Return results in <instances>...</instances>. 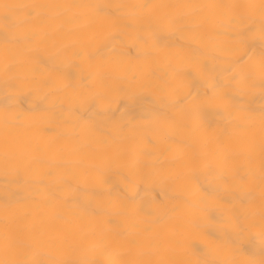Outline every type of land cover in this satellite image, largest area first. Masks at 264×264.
<instances>
[{"label":"snow or ice","instance_id":"6c2138e0","mask_svg":"<svg viewBox=\"0 0 264 264\" xmlns=\"http://www.w3.org/2000/svg\"><path fill=\"white\" fill-rule=\"evenodd\" d=\"M162 7L184 11L162 13L159 11ZM125 8L140 10L141 26L137 29L136 43H126L121 33H114L101 45L53 47L42 55H29L30 66L23 71L19 68L17 57L31 52L32 42L38 39V33L21 32L17 13L23 11L25 16L32 17L37 9H89L94 15L101 16ZM200 9L214 10L213 15L223 17L234 28L231 34L235 42L230 49L231 60L223 69L226 75L217 73L205 76L199 67L200 49L195 46L200 37L196 34L184 35L195 32L191 18L198 15ZM212 22L213 16L203 17V24ZM216 34L228 35L221 32ZM0 43L3 44L0 49V119L6 132L9 128L19 127L24 121L40 117L54 119L63 128V137L69 141H78L82 132L95 134L104 143L114 135L122 140L130 139L136 127L126 119L128 105L123 109H116L113 105L119 99H131L137 87L155 88L161 94V102L134 118L138 121H175L179 116L185 129L199 128L217 136L228 129L252 128L258 121L262 189L259 219L250 211L251 200L244 194L249 180L247 172L229 169L226 156L222 162L218 157H206L202 161L192 157L191 169L207 174L215 173L223 163L217 177L219 183L200 184L192 191L177 196L168 191L170 180L164 179L159 204L148 214L150 221L143 231L152 232L155 225L172 220L178 211H182V222L176 226L195 232L198 242L187 245L186 256L140 261L138 264H264V106L257 114L244 101V97L255 88L257 75L261 92L264 93V0H260L259 4L170 6L152 3L8 4L0 0ZM39 43L47 45L43 39ZM170 49L187 53L196 65L190 71L175 73L176 78L188 82L187 90L170 91L167 73L155 81L141 82L131 63H125L145 58L152 63L166 61L170 55L167 50ZM69 59L79 69L78 72L69 74L62 71L65 61ZM21 95L32 98L26 111H21L17 105ZM210 112L218 117L216 121L207 119ZM238 112L246 114L247 124L236 119ZM97 116L109 117V123L96 122ZM221 121L223 128L214 127V123L218 125ZM116 163L117 159L108 162ZM0 167L5 173L19 176L23 171L26 175L25 179H16L11 185L0 188V202L6 214L21 206L54 207L60 217L72 210L81 220L94 221L103 226L113 224L115 217L130 210L140 211L135 206L134 198L125 190L111 185L107 177L102 178L100 183L108 187L99 190L95 201L80 199L77 196L79 185L74 183L77 174L71 168H65L59 175L51 169L39 175L32 174L31 162L7 142ZM221 183L232 189L234 194L230 198L223 194ZM109 208L114 209V214L108 211ZM127 243L131 247L140 245L137 238H130ZM174 243L178 247L184 246L180 240ZM0 264H38L29 258L8 224L5 225L3 242L0 244ZM64 264L105 262L68 260ZM108 264L128 262L111 261Z\"/></svg>","mask_w":264,"mask_h":264},{"label":"bare ground","instance_id":"6f19581e","mask_svg":"<svg viewBox=\"0 0 264 264\" xmlns=\"http://www.w3.org/2000/svg\"><path fill=\"white\" fill-rule=\"evenodd\" d=\"M8 4H74L96 3L111 5H138L152 3L155 5H187V4H259L260 0H3ZM162 13L184 11L178 8L162 7ZM214 10L200 9L198 15L191 18L195 32L200 37L195 45L200 49L199 67L205 76L224 74L223 69L231 60L230 49L234 45L232 39L233 26L228 25L223 17L213 15ZM20 19L21 32L38 33V39L32 42L31 52L17 57V64L23 71L28 68L29 55H42L53 47L101 45L112 34L121 33L126 43H136L137 29L141 26L140 10L121 9L111 15L96 16L89 9H37L32 17L24 12L17 13ZM205 16H213V22L203 24ZM217 32L228 35H217ZM47 41L42 45L39 40ZM3 44L0 43V49ZM169 59L152 63L150 59L131 60L132 70L141 82L155 81L157 77L168 74L172 90H187L188 82L175 77L176 72L190 71L196 67L187 53H177L175 49L167 50ZM258 60V57H257ZM2 67V56H0ZM62 71L72 74L79 71L66 60ZM119 74V73H117ZM247 106L255 109L257 114L264 106V93L261 92L259 76L256 86L244 97ZM32 98L21 95L17 100L18 108L26 111ZM161 102V94L155 88L137 87L131 99H119L113 107L123 109L128 105L126 119L135 125L136 131L130 139L122 140L113 136L107 143L95 134L86 135L82 132L78 141H69L62 135L63 128L54 119L36 117L24 121L19 127L5 131L0 119V161L3 159L6 142L15 147L31 162V173L39 175L49 169L58 175L65 168H71L76 174L74 183L79 185L77 196L80 199L95 201L102 185L101 179L107 177L110 184L125 190L135 201L139 212L130 210L115 217L113 224H100L81 220L72 210L57 215L54 207L25 208L23 206L9 210L6 214L0 202V244L3 242L5 225L8 224L18 237L22 248L28 252L30 259L38 264H64L65 261H127L138 264L140 261H162L173 256L187 255V245L198 242L193 231L181 230L176 225L182 222L183 212L178 211L175 217L167 222L154 226L152 232L143 229L150 221L149 213L157 208L164 189L162 181L170 180L168 191L181 196L200 184H217L220 168L213 174L191 169L192 157L202 161L204 158L218 157L221 162L226 156L227 167L232 170L247 172L249 180L244 194L251 200L250 211L259 219L262 204L261 189V154L259 123L254 127L228 129L216 134L206 133L203 129L189 130L182 126L180 117L175 121L153 119L138 121L134 118L143 111L153 108ZM245 113L235 114L236 119L247 124ZM208 120L216 121L212 112ZM96 122L109 123V117L97 116ZM90 126L91 122H90ZM223 128V122L214 127ZM112 159L118 163L108 164ZM62 165L63 167H58ZM107 165V166H106ZM96 169V170H92ZM23 171L19 176L5 173L0 167V188L16 179H25ZM226 197L233 191L228 185L220 184ZM104 199H107L105 197ZM179 203V201H173ZM211 206V201H210ZM108 211L114 214V209ZM137 238L138 247H131L127 240ZM180 240L183 247L175 245Z\"/></svg>","mask_w":264,"mask_h":264}]
</instances>
